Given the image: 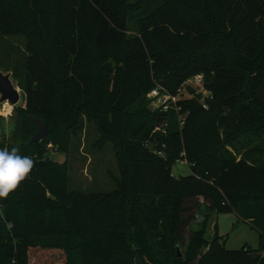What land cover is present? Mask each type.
Segmentation results:
<instances>
[{"label": "trees", "instance_id": "obj_1", "mask_svg": "<svg viewBox=\"0 0 264 264\" xmlns=\"http://www.w3.org/2000/svg\"><path fill=\"white\" fill-rule=\"evenodd\" d=\"M129 7V0H0V38L27 41L23 110L35 128L30 115L50 130L36 143L29 142L33 136L20 144L0 142V149L15 148L33 160L27 176L1 199L0 264L52 260L45 252L54 248L64 250L66 264H264V162L194 152L204 115L213 132L221 126L264 129V0H150L136 14ZM131 22H137L133 33ZM104 72L138 96L159 85L181 94L177 109L161 114L169 116L178 151L156 154L144 142L152 128L141 122L125 147L130 161L117 187L72 190L63 164L46 157V147L62 144L55 132L61 121L74 126L82 113L100 108L121 129L123 96L106 92ZM157 72H171L173 81L158 84ZM196 75H203L211 95L207 106L203 96L179 93ZM180 151L192 173L178 178L172 168ZM203 205L249 222L260 233V248L228 250L204 230H192ZM169 239L189 256L155 260L154 245L167 247ZM35 248L44 251L38 255Z\"/></svg>", "mask_w": 264, "mask_h": 264}, {"label": "rangeland", "instance_id": "obj_2", "mask_svg": "<svg viewBox=\"0 0 264 264\" xmlns=\"http://www.w3.org/2000/svg\"><path fill=\"white\" fill-rule=\"evenodd\" d=\"M129 1L128 12L136 14L145 8L150 0ZM130 24V33H133L136 30L137 22ZM214 40L219 41V37H214ZM26 43L25 36L0 38V72L9 76L20 94L19 102L14 104L9 99H4L3 93L0 91V142L5 146L20 144L21 141L31 138L36 133V128L27 119L23 110L25 105L24 75L20 71L25 67V58L28 55ZM11 47L14 48L10 52ZM228 51L233 61H236L237 56L231 49ZM15 72L20 73L16 75ZM104 75L106 92L115 93L114 99L119 98L120 95L123 96L125 108L121 111L119 118L121 129L114 128L110 112L100 108L97 114L82 113L74 126L61 121L55 132H59L58 136L62 140V144L54 142L46 147V157L63 164L67 183L72 190L106 192L117 187L121 180V167L126 160L128 163L130 161V157L126 155L125 147L131 143L136 131L138 132L136 126L141 122H146L148 128H152L151 140L144 142L149 144L156 154L159 155L164 150L174 153L178 151L168 134L169 116L161 115L162 111L157 109L156 100L148 95L138 96L133 91L128 92L125 87H117L114 85L111 73L107 75L104 72ZM155 75L158 84L173 81L171 72H157ZM194 80L195 76L189 77L188 82L186 81L182 85L179 93L186 97L194 95L210 97L211 95L204 87L197 85ZM9 108L11 109L10 113ZM205 118L206 115L202 117L197 127L199 133L195 138L194 152L208 157L213 156V158L228 156L244 158L251 163L264 162V129L234 131L221 126L217 132H213L207 127ZM184 119L185 116L177 117L181 127H183ZM145 132L147 129L142 134ZM66 134H68L67 137ZM197 143H199L198 146H196ZM63 144L65 148H63ZM178 154L172 168L173 175L178 178L190 175L192 170L186 153L180 151ZM1 199L2 197H0V210L2 208ZM191 229L204 230L206 238L217 239L228 250H239L245 245H249L253 249L261 246L259 231L249 222L240 219L234 212H218L203 205L198 218L192 223ZM145 231L149 232V229L145 228ZM156 242L158 241L154 243ZM135 245L136 243L133 244L134 249ZM161 245H154L152 255L155 260H173V257L178 254L173 240H168L167 247ZM205 250L211 252L212 248H205ZM32 251L39 255L44 250L35 248ZM179 251L182 254L181 258L184 259L190 254L185 246H179ZM45 254L52 260H29V264H66L63 249L54 248L49 253L46 249ZM2 261L0 260V262ZM4 264H14V261L6 259ZM142 264H144L143 261Z\"/></svg>", "mask_w": 264, "mask_h": 264}, {"label": "clouds", "instance_id": "obj_3", "mask_svg": "<svg viewBox=\"0 0 264 264\" xmlns=\"http://www.w3.org/2000/svg\"><path fill=\"white\" fill-rule=\"evenodd\" d=\"M32 168L33 160L19 155L17 149H0V197H6L15 189Z\"/></svg>", "mask_w": 264, "mask_h": 264}, {"label": "water", "instance_id": "obj_4", "mask_svg": "<svg viewBox=\"0 0 264 264\" xmlns=\"http://www.w3.org/2000/svg\"><path fill=\"white\" fill-rule=\"evenodd\" d=\"M0 91L3 93L4 99H9L12 103L16 104L20 100V94L12 84L11 79L8 75H4L0 72ZM210 101V97L205 98V102L208 103ZM31 121L37 128V132L33 135L30 139V143H36L44 139L46 136L49 135V127L48 125L39 117L35 115H30ZM178 249V256L182 257L181 252Z\"/></svg>", "mask_w": 264, "mask_h": 264}, {"label": "built area", "instance_id": "obj_5", "mask_svg": "<svg viewBox=\"0 0 264 264\" xmlns=\"http://www.w3.org/2000/svg\"><path fill=\"white\" fill-rule=\"evenodd\" d=\"M194 81L197 85L204 87L203 75H196ZM148 96L156 100L157 109L167 112L170 108L177 109V101L181 94L173 95L167 88L159 85L148 93ZM204 106H207L206 102L204 103ZM159 155H163V151H161Z\"/></svg>", "mask_w": 264, "mask_h": 264}, {"label": "crops", "instance_id": "obj_6", "mask_svg": "<svg viewBox=\"0 0 264 264\" xmlns=\"http://www.w3.org/2000/svg\"><path fill=\"white\" fill-rule=\"evenodd\" d=\"M14 47H12L11 49H13ZM13 70V69H12Z\"/></svg>", "mask_w": 264, "mask_h": 264}]
</instances>
